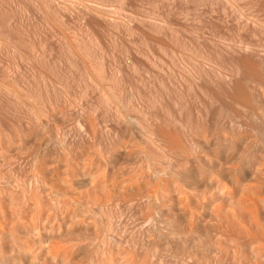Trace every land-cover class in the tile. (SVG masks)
<instances>
[{
  "label": "rangeland",
  "instance_id": "374dc122",
  "mask_svg": "<svg viewBox=\"0 0 264 264\" xmlns=\"http://www.w3.org/2000/svg\"><path fill=\"white\" fill-rule=\"evenodd\" d=\"M0 216L75 263L264 264V0H0Z\"/></svg>",
  "mask_w": 264,
  "mask_h": 264
},
{
  "label": "bare ground",
  "instance_id": "6f19581e",
  "mask_svg": "<svg viewBox=\"0 0 264 264\" xmlns=\"http://www.w3.org/2000/svg\"><path fill=\"white\" fill-rule=\"evenodd\" d=\"M229 172L232 174V170L230 171L229 170ZM233 174H234V168H233ZM232 174V175H233ZM90 180V179H89ZM94 180V178H92V181ZM96 180V179H95ZM45 182V181H44ZM91 182V181H90ZM92 183H94V181L92 182ZM90 184V183H89ZM50 185V184H49ZM47 186V185H46ZM94 186V185H93ZM95 187V186H94ZM50 188V187H49ZM52 190V189H51ZM88 190V189H87ZM50 191V190H49ZM49 191H47L46 190V193L47 192H49ZM177 192V191H176ZM183 192V191H182ZM182 192H181V194H182ZM54 193V192H53ZM85 193V192H84ZM88 193V192H87ZM178 194L180 193L179 191L177 192ZM50 194V193H49ZM92 194V193H91ZM180 194V195H181ZM63 195H64V193H63ZM131 195V194H130ZM135 195V194H134ZM150 195V194H149ZM187 195V194H186ZM44 196V195H43ZM81 196H82V194H81ZM176 196V195H175ZM37 197V196H36ZM48 197H50V196H48ZM55 197V196H54ZM57 197V196H56ZM137 197V196H136ZM149 197V196H148ZM183 197V196H182ZM182 197H180L179 196V198L178 197H176V198H178V199H182ZM185 197V196H184ZM187 197V196H186ZM117 198H115V200H116ZM129 199V198H128ZM127 199V200H128ZM36 201H37V199H35ZM50 200H52V199H50ZM83 200V199H82ZM111 200V199H110ZM120 200H122V199H120ZM125 200V199H124ZM130 200H131V198H130ZM155 200V199H154ZM175 200V199H174ZM117 201V200H116ZM126 201V200H125ZM129 201V200H128ZM154 203V202H153ZM51 204V203H50ZM119 204V203H118ZM152 204V203H151ZM151 204H149L148 203V205H151ZM106 205V204H105ZM190 206V205H189ZM102 207V205H100V207L98 208V210H102V209H100ZM151 207V206H150ZM117 208V207H116ZM167 209V208H166ZM152 210V209H151ZM39 211H40V209H39ZM141 211V210H140ZM148 211H150V209L148 210L147 209V211L146 212H148ZM193 211V210H192ZM2 212V211H1ZM142 212V211H141ZM3 213V212H2ZM1 213V214H2ZM40 213V212H39ZM102 213H103V211H102ZM190 213V212H189ZM193 213H194V211H193ZM3 214H6V213H3ZM108 214V212L106 213V215ZM164 214V213H163ZM24 215V214H23ZM143 215V214H142ZM147 215H149V214H147ZM183 215V214H182ZM194 215V214H193ZM193 215H192V217H193ZM113 216V215H112ZM143 216H145V215H143ZM156 216H158V215H156ZM0 217H2V216H0ZM4 217V216H3ZM6 217V216H5ZM184 217V216H183ZM189 217V216H188ZM14 218V217H13ZM146 218V217H145ZM154 218V217H153ZM26 219V218H25ZM176 219V218H175ZM190 219V218H189ZM17 220V219H16ZM108 220V219H107ZM150 220H155V219H150ZM182 220V219H181ZM190 220H192V219H190ZM4 221V220H3ZM193 221V220H192ZM1 222V221H0ZM5 222V221H4ZM7 222V221H6ZM5 222V223H6ZM134 222V221H133ZM151 222V221H150ZM2 224H3V222H1ZM4 223V224H5ZM143 223V222H142ZM173 224V223H172ZM192 224V223H191ZM15 225V224H14ZM23 225H24V223H23ZM127 225V224H126ZM12 226V225H11ZM175 226V225H174ZM13 227V226H12ZM186 227V226H185ZM5 228V227H4ZM126 228V227H125ZM159 228V227H158ZM3 229V228H2ZM2 229H1V231H2ZM23 229H24V227H23ZM22 229V230H23ZM26 229V228H25ZM25 229H24V231H25ZM31 230H29V232H27L28 233V235H30V234H32L33 233V236L35 235L34 234V231L32 230V228H30ZM168 229V228H167ZM173 229H174V227H173ZM178 229H180V228H178ZM177 229V230H178ZM13 230H15V229H13ZM27 230V229H26ZM27 230V231H28ZM47 230H49V229H47ZM80 230V229H79ZM83 230V229H82ZM186 230V229H185ZM23 231V232H24ZM102 231V230H101ZM161 231V230H160ZM180 231V230H179ZM190 231V230H189ZM3 232V231H2ZM5 232H6V229H5ZM14 232H16V230L14 231ZM31 232V233H30ZM36 232V231H35ZM46 232V231H45ZM68 232H70V231H68ZM81 232V231H80ZM159 232V231H158ZM167 232V231H166ZM8 233V232H7ZM11 233H12V231H11ZM18 233V232H17ZM24 233H26V231L24 232ZM38 233H39V231H38ZM37 233V234H38ZM64 233V232H63ZM62 233V234H63ZM75 233V232H74ZM105 233V232H104ZM170 233V232H169ZM174 234H176L175 233V231L173 232ZM182 233V232H181ZM188 233V232H187ZM193 233H194V231H193ZM47 235H48V233H46ZM46 234H44L45 236V238H47V236H46ZM66 234V233H65ZM70 234V233H69ZM167 234V233H166ZM179 234V233H178ZM184 234V233H183ZM183 234H181V236L183 235ZM195 234V233H194ZM193 234V235H194ZM206 234V233H205ZM14 235V234H13ZM26 235V234H25ZM51 235V234H50ZM68 235V234H67ZM67 235H65V236H67ZM73 235V234H72ZM79 235V234H78ZM78 235H77V237H78ZM94 235V234H93ZM185 235V234H184ZM190 235V234H189ZM5 235H3V236H1L0 235V238L1 237H4ZM9 236H11V235H9ZM8 236V237H9ZM21 236V235H20ZM32 236V235H31ZM30 236V237H31ZM64 236V235H63ZM83 236V235H82ZM176 236V235H175ZM174 236V237H175ZM178 236H180V235H177L176 237H178ZM195 236V235H194ZM12 238H14L15 236H11ZM25 237H27V236H25ZM29 237V236H28ZM29 237V238H30ZM50 237V236H49ZM48 237V238H49ZM52 237V236H51ZM51 237H50V241H51ZM11 238V239H12ZM16 238H18V237H16ZM16 238H14V239H16ZM21 238V237H20ZM24 239V240H22V241H20L21 239H19V240H11L12 242H8L9 244H5L6 242H4L3 241V243H2V245H0V264H82V262H80V263H78L77 261V263H75V261H74V259L73 258H75L76 257V259H78V257H77V255L76 256H74L73 258L71 257V255H70V257H68V255L67 254H62L59 250L60 249H62V248H57V250H56V252H60V254H58V253H56L55 252V249L56 248H53V246H54V244H53V246H52V248H51V243H50V241L48 240V238L47 239H44V241H42V240H39V238L38 237H32V238H30V239ZM38 238V239H37ZM61 238V237H60ZM79 238V237H78ZM77 238V239H78ZM84 238V237H83ZM86 238V237H85ZM95 238H97V237H95ZM180 238V237H179ZM181 238H183V237H181ZM2 240H4L3 238H1ZM62 239V238H61ZM81 239H82V237H81ZM173 239V238H172ZM1 240V241H2ZM6 240V239H5ZM72 240V239H71ZM115 240V239H114ZM179 240H181V239H179ZM185 240V239H184ZM193 240V239H192ZM191 240V241H192ZM195 240V239H194ZM82 241V240H81ZM177 241V240H176ZM183 240H181L180 242H182ZM51 242H54V241H51ZM58 242V241H57ZM62 242V241H61ZM60 241H59V243H61ZM77 242V241H76ZM95 243L97 242V241H94ZM102 242V241H101ZM187 242V241H186ZM63 243V242H62ZM68 243V242H67ZM67 243H66V246H68L67 245ZM74 243V242H73ZM94 243V244H95ZM192 243H194L193 241L191 242V244ZM51 244V245H50ZM75 245L76 244H78V243H74ZM98 244H100V243H98ZM70 246L68 247V248H72V244H69ZM72 245V246H71ZM74 245V246H75ZM86 245V244H85ZM92 245V244H91ZM101 245V244H100ZM176 246H177V244H175ZM179 245V244H178ZM194 245V244H193ZM59 246H61L60 244H59ZM65 246V245H64ZM80 246V245H79ZM84 246V245H83ZM82 246V247H83ZM95 246H97V245H95ZM103 246H104V244H103ZM134 246V245H133ZM150 247V246H149ZM63 248H65V247H63ZM68 248L66 247L65 249H66V251L64 250L63 251V249L61 250V251H63V252H67V250H68ZM98 248V247H97ZM176 248V247H175ZM51 249H52V251H51ZM110 249V248H109ZM185 249V248H184ZM179 250V249H178ZM181 250V249H180ZM69 251V250H68ZM89 251V250H88ZM173 251V250H172ZM55 252V253H54ZM70 252V251H69ZM68 252V253H69ZM108 252V251H107ZM112 252V251H111ZM120 253V252H119ZM173 253V252H172ZM179 253V252H178ZM91 254V253H90ZM97 254V253H96ZM104 254V253H103ZM108 254V253H107ZM177 254V253H176ZM94 255V254H93ZM179 255V254H178ZM204 255V254H203ZM107 256V255H106ZM108 256H113V255H108ZM176 256V255H175ZM193 256V255H192ZM80 257H82L81 255H80ZM86 258H88V256H85ZM85 257L83 258H81V260H83V261H85V260H87V259H85ZM99 257V256H98ZM102 257V256H101ZM105 257V256H104ZM114 257V256H113ZM113 257H110V258H113ZM179 257H180V255H179ZM191 257V256H190ZM206 257V256H205ZM90 258H91V256H90ZM92 258H94V257H92ZM91 258V259H92ZM106 258H109V257H106ZM121 258V257H120ZM178 258V257H177ZM207 258V257H206ZM75 259V260H76ZM89 259V258H88ZM95 259V258H94ZM102 259V258H101ZM105 259V258H104ZM119 259V258H118ZM180 259H181V257H180ZM195 259V258H194ZM205 259V258H204ZM80 260V259H79ZM78 260V261H79ZM80 260V261H81ZM98 260L100 261V259L98 258ZM97 260V261H98ZM107 260V259H106ZM116 260V259H115ZM193 260V259H192ZM207 260V259H206ZM88 262H90L89 264H92V262L93 261H90V260H87ZM86 261V262H87ZM102 261V260H101ZM111 263V261H113L112 259L110 260V259H108L107 260V264L109 263V262ZM201 262H203L202 260H200ZM200 261H198L197 263H199ZM208 261V260H207ZM206 261V262H207ZM94 262H95V260H94ZM104 262V261H103ZM103 262H95V264H105V263H103ZM119 262V261H118ZM130 262V261H129ZM186 262V261H185ZM83 263H85V262H83ZM113 264H114V261L112 262ZM116 263V262H115ZM86 264V263H85ZM88 264V263H87ZM122 264V263H121ZM130 264H131V262H130ZM203 264V263H202Z\"/></svg>",
  "mask_w": 264,
  "mask_h": 264
}]
</instances>
